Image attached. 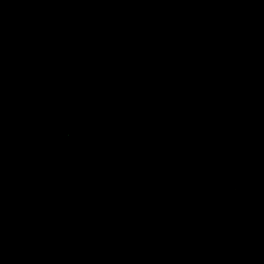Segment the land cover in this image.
Here are the masks:
<instances>
[{"label":"water","instance_id":"water-1","mask_svg":"<svg viewBox=\"0 0 264 264\" xmlns=\"http://www.w3.org/2000/svg\"><path fill=\"white\" fill-rule=\"evenodd\" d=\"M227 0H0V264H207Z\"/></svg>","mask_w":264,"mask_h":264}]
</instances>
